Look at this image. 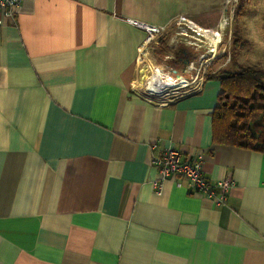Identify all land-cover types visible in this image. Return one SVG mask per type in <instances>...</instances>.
<instances>
[{
  "label": "crops",
  "instance_id": "0c3cea01",
  "mask_svg": "<svg viewBox=\"0 0 264 264\" xmlns=\"http://www.w3.org/2000/svg\"><path fill=\"white\" fill-rule=\"evenodd\" d=\"M222 6L20 0L0 12V264H264V152L212 142L219 81L165 102L134 88L147 27L165 34L181 14L211 27ZM232 34L238 62L264 61V34ZM169 147L230 179L226 201L174 177L157 193L151 159Z\"/></svg>",
  "mask_w": 264,
  "mask_h": 264
},
{
  "label": "rangeland",
  "instance_id": "374dc122",
  "mask_svg": "<svg viewBox=\"0 0 264 264\" xmlns=\"http://www.w3.org/2000/svg\"><path fill=\"white\" fill-rule=\"evenodd\" d=\"M239 1L240 4L236 7V13L234 12L232 18V32L235 31L238 33L253 35L264 34V31L259 30L260 26H264V16L260 13L262 10V6L259 4L260 2L258 0ZM215 13L217 14V12ZM216 16L218 18H216ZM219 17L220 15L218 16V14L214 16V18L217 19V22ZM193 18L201 22L202 19H212L213 17L204 16L201 17V19L198 16H194ZM217 25L218 23L213 26L215 27ZM179 26L180 23H177V18L174 19L169 27L170 30L167 33L163 34L160 32L154 34L153 38H149L150 41L148 40L143 46V54L137 63L138 75L134 80L135 89L144 86L146 77L151 76L152 74L159 75L161 78L166 77L167 75H171L173 78L180 76V79H174L176 83L180 81L188 82L198 72H203V79H205L221 70L229 68L234 70V64L241 63L238 62L240 60L239 50L241 48L242 51L244 47H241L240 38H238V41L235 40V37L231 32V26L227 31V34L223 31L222 27H218L220 39L217 41L216 45H213L209 39H206L202 43L203 45L198 48H193L187 44L181 43L182 41L180 42L181 36L178 34L177 28ZM216 35H218L219 38V34ZM246 43H248V41H246ZM249 43L251 42L249 41ZM207 48H210L213 51L208 53ZM243 54L244 53L242 52L241 55ZM244 63L264 68V61H245Z\"/></svg>",
  "mask_w": 264,
  "mask_h": 264
},
{
  "label": "built area",
  "instance_id": "2783aa9c",
  "mask_svg": "<svg viewBox=\"0 0 264 264\" xmlns=\"http://www.w3.org/2000/svg\"><path fill=\"white\" fill-rule=\"evenodd\" d=\"M239 0H223V6L218 21V27H222L223 31L227 34L233 18L234 10ZM20 4V0H0V12L5 17H10L13 11H16ZM177 23H180L178 28V34L181 36V43H185L193 48L202 46L204 40L208 39V34H211L214 26L204 27L197 24L192 18L186 15H178ZM175 18V19H176ZM193 22V26L192 23ZM163 31V27H147V37H152L156 33ZM223 33V32H222ZM220 39V33L218 31ZM224 34V33H223ZM216 41V44H217ZM208 53L213 50L207 48ZM204 73L198 72L190 81H186L177 87L170 86L167 90L162 91L163 97L159 100L165 102L168 100H175L181 96H184L190 92H194L199 89L203 80ZM163 79L171 80V75L162 77ZM180 79V76H176L173 80ZM157 93H153L155 95ZM152 165L156 168L157 178L153 181V186L157 193H160L162 189V182L168 177H174L177 185L181 184L182 179H186L188 185V191L190 193H201L210 198L215 205L223 204L229 192L233 182L230 179H217L210 181L202 170V155L196 154L192 157H183L181 151L174 147L164 149L160 155H154L151 159Z\"/></svg>",
  "mask_w": 264,
  "mask_h": 264
},
{
  "label": "trees",
  "instance_id": "16d2710c",
  "mask_svg": "<svg viewBox=\"0 0 264 264\" xmlns=\"http://www.w3.org/2000/svg\"><path fill=\"white\" fill-rule=\"evenodd\" d=\"M206 77L220 89L211 111L212 142L264 152V68L235 63Z\"/></svg>",
  "mask_w": 264,
  "mask_h": 264
},
{
  "label": "bare ground",
  "instance_id": "6f19581e",
  "mask_svg": "<svg viewBox=\"0 0 264 264\" xmlns=\"http://www.w3.org/2000/svg\"><path fill=\"white\" fill-rule=\"evenodd\" d=\"M216 34H218L217 26H215L213 28V30L211 31V34H208V39L213 43V45H216V41L218 38V35H216ZM185 83H186V81H180V82L176 83L173 80V78H171V80H167V78L163 79L159 75L152 74L151 76L146 77L144 86H142V87L140 86V87H141V89H143L144 91H146L150 94L157 93L155 95L160 97L157 99H161L163 97L162 91L167 90V88L170 86L175 87V86H178V85L180 86V85L185 84Z\"/></svg>",
  "mask_w": 264,
  "mask_h": 264
},
{
  "label": "water",
  "instance_id": "95a60500",
  "mask_svg": "<svg viewBox=\"0 0 264 264\" xmlns=\"http://www.w3.org/2000/svg\"><path fill=\"white\" fill-rule=\"evenodd\" d=\"M190 93H192V92H190ZM189 94V93H188ZM147 97V96H146Z\"/></svg>",
  "mask_w": 264,
  "mask_h": 264
}]
</instances>
